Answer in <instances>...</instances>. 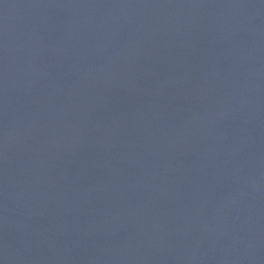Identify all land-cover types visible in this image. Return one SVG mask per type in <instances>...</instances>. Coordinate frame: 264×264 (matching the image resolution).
I'll return each mask as SVG.
<instances>
[{
    "label": "water",
    "instance_id": "water-1",
    "mask_svg": "<svg viewBox=\"0 0 264 264\" xmlns=\"http://www.w3.org/2000/svg\"><path fill=\"white\" fill-rule=\"evenodd\" d=\"M0 264H264V0H0Z\"/></svg>",
    "mask_w": 264,
    "mask_h": 264
}]
</instances>
